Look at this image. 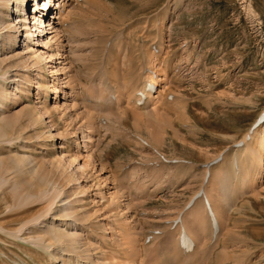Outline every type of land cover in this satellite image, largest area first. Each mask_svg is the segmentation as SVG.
<instances>
[{
    "label": "rangeland",
    "instance_id": "374dc122",
    "mask_svg": "<svg viewBox=\"0 0 264 264\" xmlns=\"http://www.w3.org/2000/svg\"><path fill=\"white\" fill-rule=\"evenodd\" d=\"M59 1L63 10L57 1L49 10V17L67 14L59 38L65 54L58 60L49 54L55 53L54 47L33 44L37 39L42 42L35 24L42 14L34 6L38 3L41 11L44 0H27L25 7L20 6L35 34L30 43L19 28L16 15L21 12L14 0L3 10L5 24L19 30L9 51L19 53L25 45H34L51 58L43 62V71L29 62L28 69H20L26 75L20 99L8 103L5 115L21 114L15 119L30 123L33 147L25 149L27 154L52 172L66 196L73 193L80 199L77 209L82 218L77 223L84 245L56 260L26 243L33 222L41 219L42 228L58 225L57 212L47 214L45 200L15 206L8 173L2 177L9 186L0 187V264H92L100 255L116 262L127 258L130 264H264V165L261 175L233 200L235 207L224 220L216 218V229L212 219L203 220L202 233L196 228L186 233L191 210L199 204L206 208L204 195L210 198L215 169L229 163L242 143L252 144L249 133L264 128V120L253 126L264 111V0ZM49 17H44L46 32ZM72 20L83 31L77 43L65 31ZM65 59V67L73 69L74 93L63 88L64 93V76L52 72ZM154 72L162 81L153 91L154 103L137 105L143 112L135 109L133 100L116 98L142 87ZM54 82L60 83L57 95ZM150 113L160 126L149 119ZM255 144L253 150L260 147ZM13 145L0 148V157L12 158L17 151ZM68 156L76 163L68 166ZM19 178L27 188V176ZM197 192L201 195L196 198ZM202 211L198 216L203 218ZM127 222L134 232L128 231ZM184 236L193 242L189 250L182 244ZM85 244L96 247L88 259Z\"/></svg>",
    "mask_w": 264,
    "mask_h": 264
},
{
    "label": "bare ground",
    "instance_id": "6f19581e",
    "mask_svg": "<svg viewBox=\"0 0 264 264\" xmlns=\"http://www.w3.org/2000/svg\"><path fill=\"white\" fill-rule=\"evenodd\" d=\"M54 1H57L59 4V6L57 5V8L59 7L60 10L61 9L63 10L62 4L60 3L59 0H44L41 11H39L40 10L39 4L35 2V6H34L35 11L39 14H42V17H39V19H37L38 22L36 21V23H35V24H37V27H39V30H40V36H41L42 42H39V39H37V40L34 39L35 34L31 31L30 27L28 26V23H27L28 17L25 16L26 12L24 13V9H25L24 7H25L27 0H14V2L16 4V8H19L20 12H21V14L16 15L17 16L16 18L19 19L18 20V23H20L19 28L22 29L21 31L24 30L26 42L30 43V40H36V42H34L33 44L36 43V45H40L41 47L44 44L43 48H47V49L48 48L51 49L52 47H54L55 53L51 52L49 54L51 57H54V58L56 57L58 60V59H63L64 54H65L64 47H60L59 38H60V31L63 27L62 23H63V20H65L64 18L67 16V14H65L64 15L65 17H63L62 13H64V12H62V13L59 12L58 16L49 17V15H50L49 10L51 8V4H52V6H54V4H55ZM48 3L50 4V6L47 8ZM9 5H10V0H0V52H2V55H3V58H0V148H5L6 146H11V145H13L12 143H14L13 146H16L17 151H15V155H13L14 157L12 156V158H8L9 160L5 159L4 157L3 158L0 157V187L2 190L3 187H5V185L9 186V184H10L9 188H10V192L13 195V200L16 204L15 206H18V207L22 206L23 207L26 204H35V203L38 204L39 202L41 203L42 201L45 200V202H47V207L45 209L47 211L46 213L49 214V212L50 211L52 212V210H54L53 211L54 213L57 212L55 215V218H57L59 221L58 225L53 226L51 224L53 227H48V223L46 225V222H45L46 226H44L42 228V224L40 222L41 219L39 222H37V220L34 221V219H33V221H34V222L32 221L33 222V231L31 232V236L29 235L30 237L28 238V240L24 239V241L26 243L31 244L33 247H35L37 249L43 250V252L45 254H47L50 258H54L57 260L58 258H61L67 252H71V253L73 252L75 254L76 250H78L81 246L84 245V244H81L83 233H81L82 231L79 230V225H78V223H79L78 221L81 220V218H82L79 215L78 209H77L79 207L78 201L80 199L78 200L77 198H73L74 197L73 193L69 196H66L65 193L63 191L59 190V187L56 186L57 185V184H55L56 181L51 178L52 172L47 170L46 168H44L43 167L44 165L42 166V163H39V162L37 163L35 161V159H33L29 154H27V151L25 149L31 148V146L33 147V142H32L33 140L30 141L28 139L30 137V135L28 136V134H29L28 128L30 126L29 125L30 123L24 125V124H22L21 121L19 122L18 120H16L18 118H22V116L20 117L21 114L20 115L18 114L17 115L18 117L16 115L14 117H12V116L10 117V116H8V114L5 115V111L8 108V103L10 102V104L11 103L14 104L18 99H20V97H19L20 92H18V91L20 89L22 79L26 76L25 74L23 75V72L20 71V69H22V68L28 69L29 65L27 66V63L29 62V63H31L30 64L31 66L35 67L36 69H38V71H40L43 68L42 66L46 63V62L45 63H43V62L47 61L48 59H51L50 57L47 56L48 52H44L43 50H41L37 47L34 48L33 47L34 45L33 46L31 45V48H30V46L25 45L22 52H19V53L17 51H12L13 53H11V51H9V49L12 46V43H14L16 41L17 35L15 33L19 32V30L17 29L18 26H14V25L12 26V24H10V23L5 24L7 22V20H5L6 15L3 12V10L4 9L8 10ZM20 6H24V7L20 8ZM22 13H24V14H22ZM36 14L34 15V18L36 17ZM44 17H46V18L49 17V19H48L49 22L47 25L49 28L48 32H46V29H45L46 24L44 22ZM55 18L58 20L57 23L53 22V20H55ZM80 26H81V24L78 25V23L74 20H72V22L68 23L67 26H65V31L68 33V36H69L68 38L72 43H73V41H75L77 43L79 40V36H81L79 34L83 33L82 28H80ZM5 27H7V30L4 31L3 28H5ZM15 28L17 30H14ZM105 48H106V46H105ZM6 49L8 50V52H5ZM118 49L120 50V46ZM7 55H9L10 57H7ZM129 59H131V58H129ZM64 62H66V59L63 60V63H59L60 67L54 69V71H52V72H54L55 74L60 73L61 75L64 76L63 82L64 81H66V82H64V84H65V85H63L64 87L61 88L62 90H63V88L69 89L71 92L74 93V91L76 89L74 87L75 86V79L71 76L73 69H72V67L66 68L65 67L66 63L64 65ZM117 66H114V67H117ZM141 68L143 69V67H141ZM119 69H117V70L120 71ZM127 70H128V68H127ZM10 71L13 72L12 73L13 75L10 74L9 77L8 76L4 77V75H6V74L8 75V73ZM115 73H112V74H114V76H116L118 79L119 78L118 76L120 75V73L118 72L119 73L118 76L115 75ZM155 73L156 72H154V74ZM150 74H151V72H150ZM154 74L148 75V79L146 78L147 80H145V82L142 84V87L138 84V86H140V87L134 88L129 92L127 90H125L121 93V90H120L121 95L120 96L118 95V96L121 98L120 99H119V97H116V98L120 101L124 97L127 99V101L133 100L136 103L135 109L138 107L137 105H140V106L143 105V106L147 107L146 105L148 103L149 104L151 102L154 103V101L156 100L155 95H154L152 90L147 89L148 84L156 86L159 84V81L161 80L158 73L155 75ZM113 78H115V77H113ZM143 79H145V78H143ZM129 83H130V81H129ZM59 84L60 83L54 82V84L52 86V90L54 91V94H56L59 91V88H58ZM76 85H78V84H76ZM38 86H39V88H42V89H43V87H45L43 85V83H41V82L38 83ZM63 92L65 93L64 90H63ZM130 102H132V101H130ZM45 103H47V97L45 98V102L43 104H45ZM132 104H134V103H132ZM145 107H143V108H145ZM9 108H8V110H9ZM138 108H140L142 110V107H138ZM43 109L46 111V113H48V109L46 107ZM138 111H140V110H138ZM142 112H143V110H142ZM144 112L148 113L149 111L144 110ZM153 115H155V114H153ZM148 116H150V115H148ZM15 117H17V118L15 119ZM31 118L32 117L27 116L28 121H30ZM149 119H151V120L154 119V121H156L155 122L156 125L158 124L157 126L161 125V122L157 119V117L154 116V118H152V114L149 117ZM161 121H163V120H161ZM167 123L169 124V122H167ZM87 126L89 127V124ZM91 126H93V125L90 124L89 128H92ZM186 126H187V124H186ZM160 131H161V129H160ZM38 134H39V132H35L34 135L36 137H38ZM249 134L247 135V137L248 136L251 137L250 138L251 140L253 138L252 144L249 145L246 143V141L245 142L243 141L245 143V144L242 143V145L243 144L245 145L244 148H242V145H241V148L239 147L238 149H235L234 154L230 156V157H232L230 162L228 161L229 163L224 164L223 167L215 169L216 171L214 170L215 172L212 175V181H211L212 184H211V188L209 190L210 198L208 199V198H206V195H204L205 199L207 200V203H205L206 208L204 209L203 206H202L203 208L199 207L200 204L198 202L199 205H195V207L191 210L192 212L190 215V222H188L189 228H187L188 230L186 229L187 234L193 228H196L197 233H199L200 231L202 233L203 225L201 224V222L203 220L210 221L213 218L215 220L217 218V219H219V221H223L224 217H225L224 214L227 213L230 209H232L233 206L235 207V205H234L235 202L233 200L236 198V196L238 194H241L243 192L242 190L244 189V187H247L248 185H250V183H252L254 178L255 177L257 178V176L262 172L263 165H264V163H263L264 128L262 129L261 126H259V128L257 127V130L255 129V131H254V133H252V135L250 134L251 136ZM156 137H159L158 133L156 134ZM247 137H244V138L246 139ZM85 140L87 143L88 142V136L85 137ZM255 143L259 144L260 147L256 148L257 147L256 146V147H254V150H253V147H251V146H254ZM251 148H252V151H251ZM249 152H250V154H249ZM86 155H88V154H86ZM250 155H251V157H250ZM91 156H92V154H91V152H89L88 158H91ZM56 158H57V161H60V160H62L63 157L61 158V156H57ZM75 161L76 160L73 156H68V164H69L68 166H70V164L75 162ZM240 164L242 165L241 167L239 166ZM103 169L104 168H102L101 170H103ZM54 171H56V170H54ZM206 171L207 170H205V172ZM208 171H209V169H208ZM8 173L10 175L12 174V180H11V182H9V184H6L7 180H6V178H4L2 176L3 175L5 176ZM170 173H171V171H170ZM73 174L74 173H72L71 175H73ZM210 174L211 173H209V175ZM20 176H27V181L24 182L25 185L27 184V188L24 187L23 184L21 183L20 178H19ZM76 179L77 178H75V180ZM75 182H78V181L76 180ZM14 184H15V186H14ZM79 186L80 185H78V187ZM115 187L118 188V185H115ZM115 191H117V190H115ZM120 191L118 190V192H116V193L118 194V193H120ZM197 194H198V192H197ZM118 195H120V194H118ZM114 196H116V195H114ZM196 196L197 195H195V197ZM200 201H202V200H200ZM207 204H208L210 209L207 208ZM200 208H202V209H200ZM201 210H203L202 212L204 213L203 218L198 216V214H199V212H201ZM205 210H209L210 212L209 211L208 212L210 214L208 215ZM38 220H39V218H38ZM125 226L128 228V231L130 229V231L134 232V228L131 229L130 223H128V222L125 223ZM121 229H123V228H121ZM51 230H53L52 233H50ZM47 233H49V234H47ZM130 235L135 237V234H133L132 232ZM186 237H188V236H186ZM106 240H107V237L103 242L107 243ZM96 242H97V240H96ZM135 242L136 241H134V244H135ZM86 245L87 244H85V246H84V251L83 250L82 251L85 252V254H87L86 259H88V257H90V252L92 250L95 251L96 247H94L93 245H87V247H86ZM89 246H91V248ZM64 252H66V253H64ZM64 258H66V257H64ZM107 261H110V262H107ZM62 264H69V263H65L62 261ZM92 264H130V260L128 261V259L125 258V259H123L122 262H119V261L116 262L115 259L112 257H110V259H109V258H105L104 256L100 255L97 257V260L95 262H93Z\"/></svg>",
    "mask_w": 264,
    "mask_h": 264
}]
</instances>
